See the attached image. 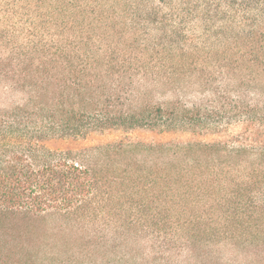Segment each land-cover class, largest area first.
<instances>
[{"label": "trees", "instance_id": "obj_1", "mask_svg": "<svg viewBox=\"0 0 264 264\" xmlns=\"http://www.w3.org/2000/svg\"><path fill=\"white\" fill-rule=\"evenodd\" d=\"M1 85L0 264H264V0H0Z\"/></svg>", "mask_w": 264, "mask_h": 264}, {"label": "rangeland", "instance_id": "obj_2", "mask_svg": "<svg viewBox=\"0 0 264 264\" xmlns=\"http://www.w3.org/2000/svg\"><path fill=\"white\" fill-rule=\"evenodd\" d=\"M4 88L0 86V104L8 105L10 102L4 97ZM228 132L194 136L181 132H157L147 129H111L96 131L79 138H65V139H51L45 143V146L51 150H70L79 151L81 149L95 147L98 145H104L116 142H140V143H168V142H188L196 140H218L225 139L227 136L237 134L239 127H231Z\"/></svg>", "mask_w": 264, "mask_h": 264}]
</instances>
